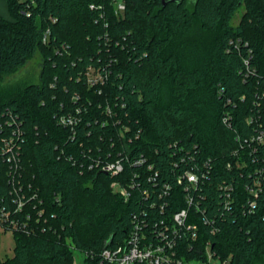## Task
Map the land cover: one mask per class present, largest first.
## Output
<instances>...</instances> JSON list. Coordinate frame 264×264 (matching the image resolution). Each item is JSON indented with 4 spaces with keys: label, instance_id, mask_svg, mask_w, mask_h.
I'll use <instances>...</instances> for the list:
<instances>
[{
    "label": "trees",
    "instance_id": "16d2710c",
    "mask_svg": "<svg viewBox=\"0 0 264 264\" xmlns=\"http://www.w3.org/2000/svg\"><path fill=\"white\" fill-rule=\"evenodd\" d=\"M5 1L0 138L14 135L29 218L0 264H72L74 249L86 264H106L102 249L125 240L134 214L146 211L153 225L186 205L176 180L186 168L200 175L190 190L197 236L180 245L194 255L209 240L228 264L264 262V141L252 140L264 132V0H123L121 11L111 0ZM36 51L39 82L5 86ZM88 66L107 80L89 86ZM76 107L72 135L57 117ZM115 158L119 174L101 170ZM8 177L0 157V205L15 189ZM130 179L125 200L111 182Z\"/></svg>",
    "mask_w": 264,
    "mask_h": 264
},
{
    "label": "built area",
    "instance_id": "2783aa9c",
    "mask_svg": "<svg viewBox=\"0 0 264 264\" xmlns=\"http://www.w3.org/2000/svg\"><path fill=\"white\" fill-rule=\"evenodd\" d=\"M116 9L121 11L124 8L123 0H111ZM49 30L44 31L42 40L46 41ZM65 46L62 45V48ZM85 79L89 86L103 84L108 78V72L102 71L94 66H88L85 70ZM77 98V96H73ZM107 114H110L111 108L109 105L105 106ZM80 109L75 108V112L69 111L61 113L57 117L58 124L68 128L71 134L74 135L76 125L80 121L78 113ZM119 122V119L115 121ZM123 127V125H122ZM119 128L122 143L126 149L127 142L124 139L126 134L124 130L128 127ZM14 136V135H13ZM12 135H4L0 138V152L1 159L8 163V183L15 189L8 192L7 204L0 205V235L3 231L10 230L11 233L15 230L26 229L29 214L23 213V206L25 204L24 196L22 194L21 184H18L14 178L17 166V153L13 149L14 137ZM252 140L257 142L264 141V132L259 131L252 136ZM128 155V150H126ZM133 164L144 163V159L139 157L132 161ZM101 170L110 175H117L123 170V162L121 158H115L111 161L104 162L100 165ZM149 170L152 169L150 164L147 165ZM148 181L154 182V174L146 176ZM178 183L183 182L185 190L186 205L178 210L171 212L169 218L163 217L159 221L151 225L147 220L146 211L142 210L141 215L134 214L132 218V225L130 226L128 235L125 240L114 247H105L101 251L102 259L106 264H228V259L222 257L215 249H213L210 241H206L201 251H195L194 255H189V249L180 245V240L184 237L194 240L197 236V222L193 218V213L190 210L193 196L190 193L191 189H195L200 182V175L191 168H186L176 176ZM127 185L121 184L114 180L111 182L112 189L117 192L123 199H128L130 196V189L135 187L133 179L126 182ZM252 187L246 188L249 192L256 196L260 191V181L255 180ZM166 189H170L168 184H164ZM147 189L143 193L148 195ZM230 198V193H228ZM253 204V201L251 202ZM163 206V205H161Z\"/></svg>",
    "mask_w": 264,
    "mask_h": 264
},
{
    "label": "rangeland",
    "instance_id": "374dc122",
    "mask_svg": "<svg viewBox=\"0 0 264 264\" xmlns=\"http://www.w3.org/2000/svg\"><path fill=\"white\" fill-rule=\"evenodd\" d=\"M243 12V6H240L232 16L230 23L235 26ZM42 56L36 51L29 56L23 65L19 66L14 71L6 74L3 78V84L8 87L16 85H25L27 83H38L39 74L42 67ZM14 239L10 230L3 231L0 235V257H9L13 253ZM72 264H86L84 261V253L78 249L73 250ZM254 264H264L263 261L255 262Z\"/></svg>",
    "mask_w": 264,
    "mask_h": 264
},
{
    "label": "crops",
    "instance_id": "0c3cea01",
    "mask_svg": "<svg viewBox=\"0 0 264 264\" xmlns=\"http://www.w3.org/2000/svg\"><path fill=\"white\" fill-rule=\"evenodd\" d=\"M0 15L6 19H10L7 3L5 0H0Z\"/></svg>",
    "mask_w": 264,
    "mask_h": 264
}]
</instances>
